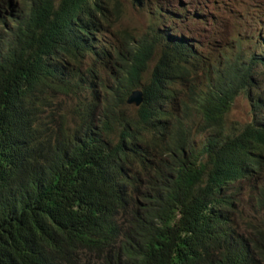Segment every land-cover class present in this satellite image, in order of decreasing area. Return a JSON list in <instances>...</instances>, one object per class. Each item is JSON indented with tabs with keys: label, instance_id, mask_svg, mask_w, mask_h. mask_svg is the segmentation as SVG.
Wrapping results in <instances>:
<instances>
[{
	"label": "trees",
	"instance_id": "obj_1",
	"mask_svg": "<svg viewBox=\"0 0 264 264\" xmlns=\"http://www.w3.org/2000/svg\"><path fill=\"white\" fill-rule=\"evenodd\" d=\"M107 1L0 0V264H264V36L236 72L182 4L137 35Z\"/></svg>",
	"mask_w": 264,
	"mask_h": 264
},
{
	"label": "rangeland",
	"instance_id": "obj_2",
	"mask_svg": "<svg viewBox=\"0 0 264 264\" xmlns=\"http://www.w3.org/2000/svg\"><path fill=\"white\" fill-rule=\"evenodd\" d=\"M161 8L173 9L179 5L185 7L186 19L175 23V32L190 39L202 56V64L223 61L238 72L248 62L249 55L261 44L264 36V0H157ZM152 0L144 5L130 0H108L107 9L113 20V28L142 35L151 25L148 14ZM116 5V7H115ZM264 46V45H263ZM227 56V60L222 59ZM240 58L243 60L240 62ZM259 82L264 81V71L260 65L252 67ZM190 82L198 88L206 83L204 68L193 69L189 81H184L182 90ZM128 113L134 106L126 104ZM126 111V112H127ZM250 120V111L246 98L238 93L225 114V125L241 126ZM242 207L247 210L249 203L242 197ZM243 212L244 214L247 213Z\"/></svg>",
	"mask_w": 264,
	"mask_h": 264
},
{
	"label": "water",
	"instance_id": "obj_3",
	"mask_svg": "<svg viewBox=\"0 0 264 264\" xmlns=\"http://www.w3.org/2000/svg\"><path fill=\"white\" fill-rule=\"evenodd\" d=\"M143 100L142 90L138 87H135L129 91L125 97V103L138 107Z\"/></svg>",
	"mask_w": 264,
	"mask_h": 264
},
{
	"label": "clouds",
	"instance_id": "obj_4",
	"mask_svg": "<svg viewBox=\"0 0 264 264\" xmlns=\"http://www.w3.org/2000/svg\"><path fill=\"white\" fill-rule=\"evenodd\" d=\"M138 88H140V87H138ZM143 95V94H142ZM143 101V100H142ZM142 103V102H141ZM133 106V105H132ZM136 108V107H135Z\"/></svg>",
	"mask_w": 264,
	"mask_h": 264
}]
</instances>
